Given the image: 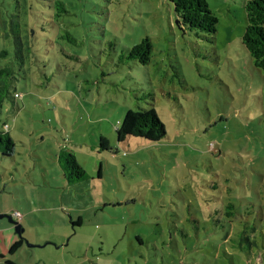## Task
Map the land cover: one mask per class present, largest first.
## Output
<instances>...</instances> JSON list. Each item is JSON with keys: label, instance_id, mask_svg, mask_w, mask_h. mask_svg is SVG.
I'll return each instance as SVG.
<instances>
[{"label": "rangeland", "instance_id": "374dc122", "mask_svg": "<svg viewBox=\"0 0 264 264\" xmlns=\"http://www.w3.org/2000/svg\"><path fill=\"white\" fill-rule=\"evenodd\" d=\"M63 1L56 18L43 0H0V68L22 94L0 112L14 140L0 213L19 210L25 228L14 263L264 264V72L241 42L246 0H206L213 40L180 27L168 0ZM26 23L39 57L25 73L11 28ZM145 37L146 64L128 57ZM151 106L164 138L117 142L127 110ZM63 150L86 180H65Z\"/></svg>", "mask_w": 264, "mask_h": 264}, {"label": "trees", "instance_id": "16d2710c", "mask_svg": "<svg viewBox=\"0 0 264 264\" xmlns=\"http://www.w3.org/2000/svg\"><path fill=\"white\" fill-rule=\"evenodd\" d=\"M43 5L53 10V16L61 17L69 10L63 0H43ZM174 8L177 23L184 30L195 31V33L208 34V39L213 40L217 31V17L209 8L206 0H168ZM245 26L241 36V42L251 56L255 66L264 72V0H246L243 4ZM51 15L50 13H47ZM31 23L19 29L11 28V35L15 47V59L18 66L26 73L29 68L35 65L38 55V32L37 26ZM42 36V35H41ZM72 40L74 38L70 37ZM151 42L148 37L143 38L138 44L130 48L128 57L140 56V61L146 64L150 59ZM6 55V51H0ZM24 66H27L24 69ZM15 70L8 65L0 68V112L1 106L6 99L15 101L22 97L16 90L15 83L19 79ZM5 125V123H3ZM117 142H123L127 137H135L148 142H157L164 138L166 131L163 122L160 120L155 108H140L139 110L128 109L123 119L115 127ZM99 147L101 150H110L108 138L100 136ZM14 148V140L9 132L2 127L0 129V153L9 157ZM116 150V149H115ZM58 163L62 169L63 176L69 184L86 180V170L77 161L74 153L63 150L58 155ZM227 207H232L229 203ZM230 214L229 212H227ZM81 219L72 222V226L80 225ZM22 244V240L15 241L9 251H15Z\"/></svg>", "mask_w": 264, "mask_h": 264}, {"label": "crops", "instance_id": "0c3cea01", "mask_svg": "<svg viewBox=\"0 0 264 264\" xmlns=\"http://www.w3.org/2000/svg\"><path fill=\"white\" fill-rule=\"evenodd\" d=\"M76 159H77V157H76ZM22 217H23V215H22ZM22 217L19 220V223L23 227V232H24L25 228H24V225L22 224V221H21L22 220ZM8 223H1L0 222V264H15L14 263L15 261L13 260V258L11 257V255L16 254L17 251H20L22 249V247H23V244H24L23 237L19 236L15 232L13 225L10 224V223L8 224ZM80 224H81V221H80ZM12 229L14 230V232H13ZM23 232H22V234H23ZM19 239L22 240V244L15 251L10 252L9 251L10 246L15 241H17ZM29 246H31V245H29Z\"/></svg>", "mask_w": 264, "mask_h": 264}, {"label": "water", "instance_id": "95a60500", "mask_svg": "<svg viewBox=\"0 0 264 264\" xmlns=\"http://www.w3.org/2000/svg\"><path fill=\"white\" fill-rule=\"evenodd\" d=\"M177 22V20H176ZM6 217L8 222L13 225L15 232L22 237L23 227L18 221H15L10 215L0 213V218Z\"/></svg>", "mask_w": 264, "mask_h": 264}, {"label": "built area", "instance_id": "2783aa9c", "mask_svg": "<svg viewBox=\"0 0 264 264\" xmlns=\"http://www.w3.org/2000/svg\"><path fill=\"white\" fill-rule=\"evenodd\" d=\"M118 124H119V121L116 122L115 127H117ZM11 214H12V215H11L12 218L17 219V220H20L21 217H22L21 213H20L18 210H14V209H12V210H11Z\"/></svg>", "mask_w": 264, "mask_h": 264}]
</instances>
